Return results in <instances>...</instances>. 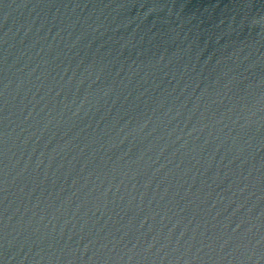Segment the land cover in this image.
<instances>
[{
	"label": "water",
	"instance_id": "95a60500",
	"mask_svg": "<svg viewBox=\"0 0 264 264\" xmlns=\"http://www.w3.org/2000/svg\"><path fill=\"white\" fill-rule=\"evenodd\" d=\"M92 0H0V41L70 12Z\"/></svg>",
	"mask_w": 264,
	"mask_h": 264
}]
</instances>
